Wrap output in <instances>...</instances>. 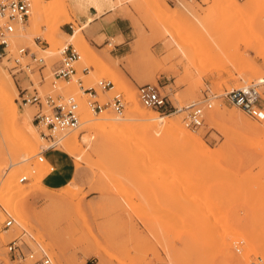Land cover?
Instances as JSON below:
<instances>
[{"label":"rangeland","instance_id":"obj_1","mask_svg":"<svg viewBox=\"0 0 264 264\" xmlns=\"http://www.w3.org/2000/svg\"><path fill=\"white\" fill-rule=\"evenodd\" d=\"M155 1L116 0V11L128 17L134 29L130 45L135 55L119 61L125 71L106 61L113 46L99 50L95 45L105 36L91 39L85 28L87 41L72 43L81 54L75 63L77 73L69 81L58 80L56 86L51 83L52 70L68 43L62 32H73L69 24L75 28L93 15L82 21L79 15L86 9L69 0H34L29 20L17 28L12 52L30 47L46 58L47 67L40 85L38 71L12 74L11 63L0 60V70L2 66L17 88L14 102L19 114L31 110L30 129L40 135L36 154L21 157V139L0 103V264H31L8 252L7 243L14 238L23 242L25 251L44 250L55 264H264V120L232 103L216 101L207 110L204 125L192 130L184 123L185 112L175 109L197 100L205 89L222 92L248 84L258 85L264 107V0H163L167 13L156 11ZM38 5L40 27L34 30L32 15ZM51 25H58L54 41L47 37ZM37 30L31 37L22 36ZM128 74L140 79L138 85L146 81L155 85L169 99V110L143 105L138 85ZM79 78L84 86H94L95 98L103 102L121 93L123 113L112 107L95 113ZM101 79L111 80L113 88L102 89ZM31 80L41 93L74 95L81 120L86 110L94 116L125 118L132 107L128 95L136 93L144 110L169 115L206 146L203 150L194 143L185 146L169 134L155 138L152 131L135 138L110 133L103 142L89 131L87 122H81L69 133L78 134L84 150L81 159L71 154L78 165L77 177L66 187L48 188L36 169L46 161H39V151L52 141L41 137L33 121L37 106L22 101L27 88L33 92ZM92 133L97 134L93 142ZM55 147L66 150L61 143ZM175 164L184 169H174ZM23 175L27 180H20ZM66 188L73 195L61 198ZM19 212L26 214L22 226L15 219ZM8 216L15 221L5 227Z\"/></svg>","mask_w":264,"mask_h":264},{"label":"built area","instance_id":"obj_2","mask_svg":"<svg viewBox=\"0 0 264 264\" xmlns=\"http://www.w3.org/2000/svg\"><path fill=\"white\" fill-rule=\"evenodd\" d=\"M34 0H0V60L6 59L10 65L8 69L12 74L17 72L38 71L40 75V85L46 80L44 69L47 67L46 58L40 55L30 47H18L17 53L12 52L11 45L14 39L15 32L19 26L23 27L29 20ZM71 30L74 29L72 24H69ZM106 45L115 46L118 43H113L110 39L105 42ZM61 59L53 67L51 81L53 86H56L58 80L69 81L76 73L77 68L75 63L80 59L81 54L72 43L63 45L60 49ZM24 57H28L29 61L24 63ZM88 73L89 70L85 67ZM80 88L84 93L91 95L92 99L88 101L91 109L96 112H101L107 107H112L118 114L124 111V97L121 93L115 94L111 100L101 101L97 96V90L94 86H84L82 79H78ZM33 92L27 91L22 94V101L32 103L37 106L38 110L34 115V123L41 129L43 137L50 139L52 144L48 147H42L38 153L40 161L45 159L44 152L57 145V137L68 131L77 129L81 123V112L79 103L74 95H52L51 93H41L34 81L31 80ZM98 85L105 90L113 88L114 84L111 80L101 79ZM138 97L143 105L155 108L159 111H168L170 101L167 96L162 95L158 88L151 83H143L138 86ZM261 94L257 84H248L242 87L225 89L222 92H214L211 89H205L200 98L184 107L175 108L176 111L185 112L184 123L192 129L197 130L205 123V115L208 109L214 106L216 101L229 102L239 106L252 117L264 120V107L260 103ZM21 181L27 180V176L20 177ZM15 219L8 216L4 220V226L10 227ZM23 242L18 238H14L7 243L8 252L18 260H29L31 264H55L51 256L42 250L37 253L33 249L25 251L22 247Z\"/></svg>","mask_w":264,"mask_h":264},{"label":"bare ground","instance_id":"obj_3","mask_svg":"<svg viewBox=\"0 0 264 264\" xmlns=\"http://www.w3.org/2000/svg\"><path fill=\"white\" fill-rule=\"evenodd\" d=\"M72 5H74L77 8H84L87 9L90 6L95 7L97 9V15L101 14L106 8L110 9H115L116 7V0H69ZM155 7L156 11H165L167 13L168 6L166 2L163 0H156L155 1ZM40 6L38 5L32 15V27L35 29H38L40 26ZM170 20L168 22L174 21L173 18H169ZM92 19L85 21L81 25H77V27L74 28L73 32L68 33V32H62V36L67 38L68 43H73V42H83L85 43L86 37H85V28L88 27ZM49 32L47 33V37L49 41H54L55 36L54 34L58 32V25H51L49 28ZM51 30V33H50ZM35 32H24L22 36L26 37H31L33 33ZM17 36V34H16ZM14 40V39H13ZM12 40V42H13ZM179 46V45H178ZM117 60V59H116ZM2 61V60H1ZM115 61V59H114ZM3 69V67L1 66ZM2 69L0 70V103L1 106L4 108L6 113L8 114L9 118L13 122V125L15 126V129L18 132V138L21 139L19 142V153L21 157H24L25 159H29L32 156H34V147L36 143L38 142L39 139V134L35 130L30 129V125L32 123V112L29 109H25L24 113L22 115L19 114L18 108L14 102L16 93H17V88L10 77L8 73H3ZM130 96V101L132 104L130 106V114L129 116L125 118H117L112 115L108 114H100L97 116H94L93 113L90 110H86L85 118L84 120H81V122H87L88 124L86 127L90 130H94L100 137L103 139L101 141L105 142L104 140L108 137V135H111L110 133H118L122 134L124 133V137H129L131 136H136L138 137L139 135H143L144 133H147V131H152L155 133V138L156 134L159 135L161 134L163 137L167 136L169 134V137L172 139H179L181 140L184 145H191L194 143L197 147V149H202L204 146H206L200 138L197 136L193 135L190 133L188 130H186L179 121H176L172 118L169 117V115H162L158 114V112H152V111H146L144 110L138 103L137 95L136 93H132ZM98 113V112H96ZM100 113V112H99ZM128 115V114H127ZM212 114L209 115V119H212ZM70 131L61 134L57 137V144L61 143L62 146L72 155H75L78 159L82 158V153H83V148L82 145L79 143L78 139V134L75 132L73 134H70ZM94 133V132H93ZM92 133V134H93ZM96 134V135H97ZM94 135V134H93ZM96 135L92 136V141L93 142L96 138ZM122 136V135H121ZM43 137V136H41ZM124 137H121V140L126 142ZM135 138V137H134ZM154 138V139H155ZM129 139V138H128ZM96 142V141H95ZM94 142V143H95ZM94 148H98V142L95 144ZM40 150V149H39ZM40 161V160H39ZM44 162V161H43ZM167 162V164H173V162L169 161H164ZM162 163V162H161ZM163 164V163H162ZM166 164V163H164ZM163 164V165H164ZM166 164V165H167ZM161 165V164H160ZM174 166V165H173ZM167 168L168 165L166 166ZM176 167H180L177 164H175L174 169ZM159 168V167H158ZM184 169V168H181ZM179 169V171L181 170ZM50 170L48 168V162L45 161L44 164H37V169L36 171L39 172L40 178L42 179V175L47 173ZM162 165L160 166V171L162 172ZM167 171V169H165ZM169 170V169H168ZM155 171V170H154ZM172 173L174 175H179L177 173H180L179 171H175ZM170 172V171H169ZM172 172V169H171ZM177 172V173H176ZM186 172V170L181 171ZM158 172H156L157 174ZM164 173V172H163ZM162 173V174H163ZM160 174V173H159ZM168 174V173H167ZM161 175V174H160ZM165 175V174H164ZM170 175V174H169ZM10 181L8 182V188H11L12 184H9ZM66 187V186H65ZM73 192L70 188H66L61 194V198H69L72 197ZM76 195V194H75ZM50 197V196H49ZM77 196H75L76 198ZM4 201V200H3ZM5 204L7 206V201H5ZM11 206V204H10ZM23 212L16 213L15 219L18 224L22 226L23 223H26L27 221L24 218ZM26 215V214H25ZM26 221V222H25ZM17 224V225H18ZM24 225V224H23ZM24 227V226H23Z\"/></svg>","mask_w":264,"mask_h":264},{"label":"crops","instance_id":"obj_4","mask_svg":"<svg viewBox=\"0 0 264 264\" xmlns=\"http://www.w3.org/2000/svg\"><path fill=\"white\" fill-rule=\"evenodd\" d=\"M90 13V14H89ZM89 15H93V19L86 29V34L91 39L99 38L104 35L105 39L103 42L95 43L99 50L105 48V42L109 38L118 36L123 37V41L118 43L113 50L109 52V56H106V61L114 69H122L125 71L121 62H125L132 58L135 53L131 48L130 43L134 36V29L130 19L124 15H121L116 9L106 8L101 14L97 15V9L90 6L88 10L80 12L79 18L85 21ZM94 42V40H93ZM114 59H118L114 61ZM121 61V62H119ZM136 66H134L135 68ZM86 75V70H82ZM128 77L134 84H140V79L135 76ZM144 83H150L146 81ZM139 86V85H138ZM165 87V86H163ZM45 160L51 166L50 170L44 174L41 182L44 186L56 189L64 187L77 177L78 169L73 156L66 150L58 147L49 148L44 152ZM80 165V164H79Z\"/></svg>","mask_w":264,"mask_h":264}]
</instances>
